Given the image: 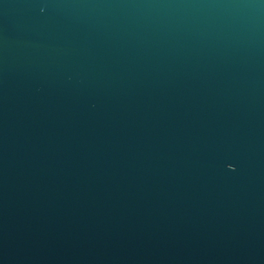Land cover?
I'll return each instance as SVG.
<instances>
[{
    "label": "water",
    "instance_id": "95a60500",
    "mask_svg": "<svg viewBox=\"0 0 264 264\" xmlns=\"http://www.w3.org/2000/svg\"><path fill=\"white\" fill-rule=\"evenodd\" d=\"M0 264H264V0H0Z\"/></svg>",
    "mask_w": 264,
    "mask_h": 264
}]
</instances>
